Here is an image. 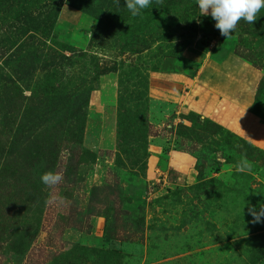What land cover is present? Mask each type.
<instances>
[{
	"label": "rangeland",
	"instance_id": "374dc122",
	"mask_svg": "<svg viewBox=\"0 0 264 264\" xmlns=\"http://www.w3.org/2000/svg\"><path fill=\"white\" fill-rule=\"evenodd\" d=\"M215 23L196 0L135 17L0 0V264H264L247 211L264 203V9L228 39ZM227 51L258 75L234 77L239 108Z\"/></svg>",
	"mask_w": 264,
	"mask_h": 264
},
{
	"label": "clouds",
	"instance_id": "9594fccd",
	"mask_svg": "<svg viewBox=\"0 0 264 264\" xmlns=\"http://www.w3.org/2000/svg\"><path fill=\"white\" fill-rule=\"evenodd\" d=\"M115 3L119 5L120 0H115ZM152 3L153 0H125V7L135 17ZM155 3L163 4V0H155ZM196 3L199 8V16L210 15L216 22L215 28L226 39L235 32L240 21L253 24L258 19L261 9H264V0H196ZM237 170L240 172L250 171L251 164L247 159H242L237 165ZM63 178L59 171H47L41 175L40 180L46 187L54 188L63 181ZM247 211L252 217L251 223L264 222V203L258 207L249 205Z\"/></svg>",
	"mask_w": 264,
	"mask_h": 264
},
{
	"label": "crops",
	"instance_id": "0c3cea01",
	"mask_svg": "<svg viewBox=\"0 0 264 264\" xmlns=\"http://www.w3.org/2000/svg\"><path fill=\"white\" fill-rule=\"evenodd\" d=\"M232 54L233 53H231L230 51H227V57L222 62V64H223L224 68L226 69V71L224 70V72H222V74H221V79H220L221 83H220L219 88H221V90L224 91L226 89L225 85H227V84L230 85L231 84L230 87L228 86L229 88L227 87V89H229V90H227V89L226 90H227V92L229 91L230 94H233L235 96L240 95V98H238L239 100H241V102L239 103V106H238V108H239L241 103H243V100L241 98L242 92L239 93V92H236L233 89V87L235 86V84H234L235 81L234 80L237 79V77L239 76V77H241L243 79L242 82H244V80H246L248 77L253 79V81H254L255 79H257L258 75L255 74L252 70L248 69L247 64L242 62V60L237 59ZM210 74H211V71L208 73V75H210ZM234 77H235V79H234ZM232 78H233V80H232ZM242 82H241L240 87H242L244 85V83H242ZM248 101H250V100H248ZM248 101L246 100V102H244V103H248ZM235 114H237V113H235ZM250 120H251V123H252L251 126H253L255 124V122L253 121V119H250ZM249 131L250 130L247 129L246 133H248ZM255 133L256 132H254L253 135H256ZM260 140H261V144L264 145V136L263 137L260 136Z\"/></svg>",
	"mask_w": 264,
	"mask_h": 264
},
{
	"label": "trees",
	"instance_id": "16d2710c",
	"mask_svg": "<svg viewBox=\"0 0 264 264\" xmlns=\"http://www.w3.org/2000/svg\"><path fill=\"white\" fill-rule=\"evenodd\" d=\"M205 32L201 33L202 35H204Z\"/></svg>",
	"mask_w": 264,
	"mask_h": 264
}]
</instances>
